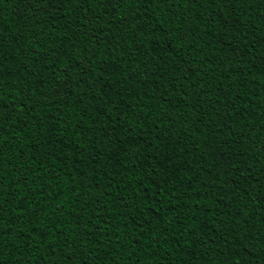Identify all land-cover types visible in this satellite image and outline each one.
<instances>
[{
	"label": "trees",
	"instance_id": "obj_1",
	"mask_svg": "<svg viewBox=\"0 0 264 264\" xmlns=\"http://www.w3.org/2000/svg\"><path fill=\"white\" fill-rule=\"evenodd\" d=\"M0 264H264V0H0Z\"/></svg>",
	"mask_w": 264,
	"mask_h": 264
},
{
	"label": "snow or ice",
	"instance_id": "obj_2",
	"mask_svg": "<svg viewBox=\"0 0 264 264\" xmlns=\"http://www.w3.org/2000/svg\"><path fill=\"white\" fill-rule=\"evenodd\" d=\"M51 2H53V3H54V2H56V0H51Z\"/></svg>",
	"mask_w": 264,
	"mask_h": 264
}]
</instances>
